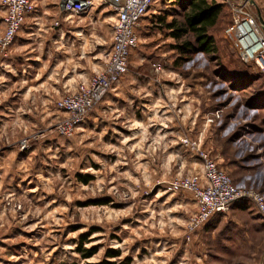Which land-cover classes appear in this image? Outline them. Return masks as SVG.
Segmentation results:
<instances>
[{
	"label": "rangeland",
	"instance_id": "rangeland-1",
	"mask_svg": "<svg viewBox=\"0 0 264 264\" xmlns=\"http://www.w3.org/2000/svg\"><path fill=\"white\" fill-rule=\"evenodd\" d=\"M172 4L156 0L140 22L153 33L141 35L119 82L124 102L108 98L110 90L69 136L58 132L68 114L57 101L105 68L115 12L104 3L81 15L84 36L69 57L39 36L3 47L0 8V264L100 263L110 248L131 264H264V234L254 225L249 243L248 227L223 216L209 234L208 224L192 230L193 194L170 189L202 171L189 138L237 185L264 194V74L242 53L227 3L230 13L212 29L217 52L176 64V40L152 21L154 10L167 21L182 12ZM253 10L264 20V5ZM82 239L98 253L81 258Z\"/></svg>",
	"mask_w": 264,
	"mask_h": 264
},
{
	"label": "built area",
	"instance_id": "built-area-1",
	"mask_svg": "<svg viewBox=\"0 0 264 264\" xmlns=\"http://www.w3.org/2000/svg\"><path fill=\"white\" fill-rule=\"evenodd\" d=\"M221 1L230 6L233 24L237 27L239 41L243 45L242 53L264 74V23L253 10L254 1ZM154 2L156 0H61V11L66 16L85 15L98 4L109 3L116 14V20L113 25L112 48L108 52L107 64L103 71L57 101L58 108L68 114L57 124L59 134L72 135L85 121L92 108L101 102L128 72L130 56L140 44V22ZM0 8L4 13L5 25L1 44L3 47H10L26 15L34 12L35 3L33 0H0ZM215 119L213 114L207 118V122H214ZM183 142L196 151L202 162L201 172L182 176L170 186L174 192L190 191L193 194L197 210L190 217V229L196 230L215 215L227 213L234 203L244 199H251L264 218V194L237 185L211 151L202 146L200 140L186 138Z\"/></svg>",
	"mask_w": 264,
	"mask_h": 264
},
{
	"label": "crops",
	"instance_id": "crops-1",
	"mask_svg": "<svg viewBox=\"0 0 264 264\" xmlns=\"http://www.w3.org/2000/svg\"><path fill=\"white\" fill-rule=\"evenodd\" d=\"M33 2L35 3V10L33 13L26 15L24 23L20 31L18 32L16 38L18 37L20 38V36H25L24 37L25 40L28 41L30 39L36 38L34 36H39L40 38H42L41 41L48 42L50 40H53L55 44L54 47L56 48L54 49L55 50L54 53L58 54L59 52H61L63 54H67L69 57L71 56V53L72 55H75V51H72L75 48L74 41L76 39L80 41L81 39H83L84 36V31L82 27L83 24H81L83 21V19L81 18L84 16H81V18L80 16H78V18L75 19L74 16L76 15H67V16L64 15L61 11V5H60L61 0H33ZM162 3L165 6L175 5L172 4L174 3L172 0H162ZM254 4H256V7H258V4H261L262 6L264 5V0H254ZM165 12H166L165 10L162 12L161 11L157 12V10H154V13L152 14H154V17L156 18V14H164ZM168 17H170V15H168ZM148 20L151 21V19ZM84 46H85L84 44H81V46L78 47L79 50L76 51L77 55L78 54L81 55L85 53ZM40 53L43 54L44 52H42L41 50ZM48 53H50V51L47 50L46 54ZM36 56L39 58L38 54ZM124 84L125 81L119 83L114 89H112V91L110 92L111 95L109 94L110 96L108 95V98H110L116 103L118 102L123 103L124 102L123 99L119 96L120 94L123 93ZM192 118L193 120L196 119L195 116H193ZM251 177L252 175H250V173L246 175L247 179L248 178L250 179ZM257 178L259 177L257 176ZM251 180H255V177H253V179ZM259 180L262 181V179H258L256 180L257 183H259ZM240 184L246 185L244 181H241ZM255 210H257V208L254 203L252 204L245 202L244 204L241 203L234 204L227 213L215 215L210 220L211 222L209 221L210 223L209 222L206 223L205 225L208 224L207 227L210 228V230L206 232L209 234L212 231V227L213 230L217 229V226L221 223L220 222L221 220L219 218L223 216V218H225L224 220L226 221H230V222L232 221L236 225L243 224L246 227H248L245 228L244 226L245 228L244 239L248 243L252 242L250 239L251 236H254V231L250 230L249 228L250 224L254 225L253 229L255 228V231H257L261 235L264 234V218L261 215H259L258 210L257 211Z\"/></svg>",
	"mask_w": 264,
	"mask_h": 264
},
{
	"label": "trees",
	"instance_id": "trees-1",
	"mask_svg": "<svg viewBox=\"0 0 264 264\" xmlns=\"http://www.w3.org/2000/svg\"><path fill=\"white\" fill-rule=\"evenodd\" d=\"M177 3L182 9L181 13L174 11L172 20L167 21L163 14L156 15V20L154 15L152 18L153 22H160L163 29L168 30L167 36H170L176 43L172 46L173 50L179 52L176 64L181 65L184 60L191 58L198 52L210 55L217 52L216 37L212 29L217 28L219 24L223 22L226 9L229 7L221 0H172ZM182 19H179L178 16ZM147 26H150L149 24ZM20 31V30H19ZM148 33H153V31L144 32L143 29L138 28V34L144 35ZM18 35V33H17ZM16 35V37H17ZM109 93V92H108ZM105 98V97H104ZM86 182H89L87 178ZM249 201V199H244L238 201L234 204ZM233 204V205H234ZM84 237V236H83ZM86 239L79 241L76 251L81 255V258L87 259L98 253V247H85ZM123 253L121 249L110 248L106 253V259L100 263H85V264H131V257H124L123 259H118L122 257ZM115 258V260H114ZM57 264H79L77 260L69 261L62 260Z\"/></svg>",
	"mask_w": 264,
	"mask_h": 264
},
{
	"label": "water",
	"instance_id": "water-1",
	"mask_svg": "<svg viewBox=\"0 0 264 264\" xmlns=\"http://www.w3.org/2000/svg\"><path fill=\"white\" fill-rule=\"evenodd\" d=\"M261 21L264 23V20L261 18Z\"/></svg>",
	"mask_w": 264,
	"mask_h": 264
}]
</instances>
